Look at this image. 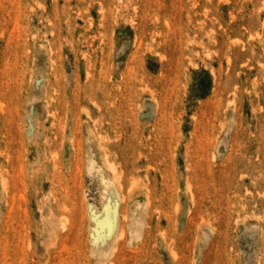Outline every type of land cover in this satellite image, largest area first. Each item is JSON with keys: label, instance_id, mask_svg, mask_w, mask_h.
Returning a JSON list of instances; mask_svg holds the SVG:
<instances>
[{"label": "rangeland", "instance_id": "374dc122", "mask_svg": "<svg viewBox=\"0 0 264 264\" xmlns=\"http://www.w3.org/2000/svg\"><path fill=\"white\" fill-rule=\"evenodd\" d=\"M0 264H264V0H0Z\"/></svg>", "mask_w": 264, "mask_h": 264}]
</instances>
